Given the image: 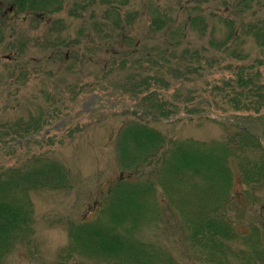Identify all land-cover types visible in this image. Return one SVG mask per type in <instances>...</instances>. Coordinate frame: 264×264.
<instances>
[{
	"label": "trees",
	"instance_id": "16d2710c",
	"mask_svg": "<svg viewBox=\"0 0 264 264\" xmlns=\"http://www.w3.org/2000/svg\"><path fill=\"white\" fill-rule=\"evenodd\" d=\"M14 1L21 12L27 11L38 20L46 13L59 11L64 3V0ZM120 2L121 7H130L136 0ZM224 2V8H206L202 1L195 0L191 8L192 2L179 1L178 7L185 8L184 20L179 19V14H160L153 8L151 15L145 18L148 26L142 39L162 40V46L157 52L153 49L149 51L154 53L143 54L145 61L138 62L139 76L146 64L157 65L159 60L168 63L175 60L182 65V69L176 68L181 71L180 76L189 75L202 70L203 62L209 65L221 63L208 54L212 50L228 57H243L246 52L242 46L247 38L254 39L264 52V20L256 10L263 9L264 3L261 0H235L231 10L227 0ZM150 5L153 7V2ZM189 10L192 11L188 13ZM71 16L82 15L73 12ZM134 20L130 13L123 14L121 8L114 13L106 11L104 28H99V33L104 32L103 37L110 38L116 32V40L119 38L128 43L127 35ZM217 30L222 34L221 38ZM53 34L56 37L50 40ZM57 34V29L49 31L48 42L52 41V48L57 50L49 60L59 65L62 74L77 69L82 71L86 62L94 60L92 54L86 58L79 48V44L90 47L93 44L91 36L87 38L88 42H66ZM193 34L205 40V45L192 47L190 35ZM185 41L190 42L184 44ZM233 42L237 46L232 47ZM96 47L94 53L103 51L107 55L105 62L93 61L101 72L106 73L108 67H114L117 58L121 63L127 61V55H123L126 49L114 51L106 42ZM133 49L135 46L126 52L131 53ZM250 69L247 66L235 69L236 80H226L222 86H217L218 96L234 111L259 114L264 111V79L252 75ZM127 81L123 87L139 89V93L142 88L146 90L147 94L142 98V109L146 113L162 117L174 113L172 108L166 111L165 99L149 91V76L138 80L137 74H133ZM170 85L171 80H167V87ZM41 122L42 116L32 117L17 126L25 135L38 131ZM116 146L120 177L108 189L93 218L64 223L68 242L59 252L56 264H181L168 249L144 240L140 235L147 227L160 228L174 222L199 261L206 264H264V198L259 196L264 189L262 138L233 121L232 131H227L219 140L166 139L157 129L133 121L125 124ZM237 183L243 187L242 191L235 188ZM71 186L70 170L51 157L33 156L23 164L0 168V264H4L20 245L31 249L35 234L32 192ZM244 201L261 204L257 221H242L240 210ZM240 225L244 227L242 230Z\"/></svg>",
	"mask_w": 264,
	"mask_h": 264
},
{
	"label": "rangeland",
	"instance_id": "374dc122",
	"mask_svg": "<svg viewBox=\"0 0 264 264\" xmlns=\"http://www.w3.org/2000/svg\"><path fill=\"white\" fill-rule=\"evenodd\" d=\"M179 1L192 2V8L195 0H136L130 7H121L120 0H64L59 11L46 13L38 20L27 11L21 12L14 0H0V168L23 164L33 156L51 157L70 170L72 184L62 190L32 192L35 234L31 249L20 245L4 264H56L59 252L68 242L65 224L69 220L79 222L93 218L108 189L120 177L116 140L128 122L145 123L166 139L212 141L232 131V123L236 121L264 140V111L259 114L234 111L223 104L217 90L224 81L236 80L235 69L240 66L251 67L252 75L264 79V52L254 39H245L243 57L209 51L208 54L221 63L209 65L203 62L202 70L186 76H180L181 71H176L178 66L182 69V65L175 60L146 64L139 76L138 62L145 61L143 54L154 53L149 51L153 49L157 52L162 46V40L143 41L148 26L146 16L157 8L160 14H179V19L184 20L185 8L178 7ZM199 1L206 8L225 7L224 0ZM227 2L233 10L235 0ZM117 8L135 18L127 35L128 43L119 38L116 40V32L110 38L103 37L104 32L99 33L105 12L114 13ZM256 10L264 20V8ZM73 12L82 16H71ZM51 29H57V35L66 42H88L87 38L91 36L93 47L79 44V48L86 58L92 54L94 60H107L103 51L94 53L101 42L112 46L114 51L127 50L131 46L135 49L131 53L125 50L126 63L117 58V64L108 67L106 73L99 71L100 67H95L93 60L86 62L82 71L77 69L62 74L59 65L49 60L57 51L52 48V41L48 42ZM217 35L222 37L218 30ZM190 36L192 47L205 45V40L198 39L195 34ZM55 37V34L51 35L50 40ZM234 46L237 43L233 42ZM133 74H137L138 80L149 76V91L165 99L166 111L172 108L174 113L169 117L146 113L142 109L146 90L142 88L139 93V89L123 87ZM160 77L163 79H154ZM167 80H171L168 87ZM40 116L42 122L38 131L21 134V123ZM235 188L243 190L240 183ZM259 196L264 198V189ZM243 205L240 210L242 221H257L261 204L244 201ZM240 226L242 230L244 227ZM140 233L144 240L168 249L181 264H206L199 261L186 245L183 232L175 222L160 228L147 227Z\"/></svg>",
	"mask_w": 264,
	"mask_h": 264
}]
</instances>
